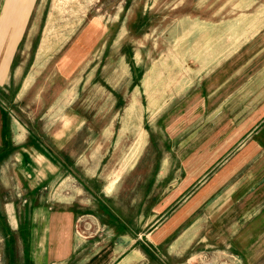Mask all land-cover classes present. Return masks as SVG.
Segmentation results:
<instances>
[{"label":"crops","instance_id":"crops-1","mask_svg":"<svg viewBox=\"0 0 264 264\" xmlns=\"http://www.w3.org/2000/svg\"><path fill=\"white\" fill-rule=\"evenodd\" d=\"M201 2L210 7L209 0ZM253 3L234 0L229 6L237 11L228 18L221 10L183 17L192 26L174 51L185 55V72L168 97L143 101L156 80L142 71L137 90L107 96L99 108L91 98L87 115L77 106V81L98 34L80 32L68 47L50 51L47 38L38 40L30 28L35 7L46 8L47 0H0L5 264H175L161 258L162 250L177 256L193 243L211 248L205 222L219 216L225 229L217 231L226 236L213 247L235 264L263 242L264 130L257 127L264 118L257 111L243 118L241 97L224 92L231 81L227 56L264 24L256 11H245ZM227 34L237 48H227ZM189 49L197 50L195 68ZM244 79L250 86L253 77ZM237 98L240 106L226 110ZM248 98L257 104L256 96ZM108 153L111 162L104 165ZM131 176L138 201L126 211L117 199ZM128 217L135 218L130 223Z\"/></svg>","mask_w":264,"mask_h":264},{"label":"rangeland","instance_id":"rangeland-1","mask_svg":"<svg viewBox=\"0 0 264 264\" xmlns=\"http://www.w3.org/2000/svg\"><path fill=\"white\" fill-rule=\"evenodd\" d=\"M201 1L47 0L46 8L35 7L33 25L31 24L30 28L33 29V35L35 38L38 37V40L41 37L47 38V46L50 51L54 52H56L55 48L63 50L68 47L70 38L80 32L91 29V32L98 34L96 50L78 76L80 82L77 81V106L88 115L90 114L91 98H96L98 102L96 106L99 108L107 96L131 94L133 90H137L133 85L140 78L142 71L151 74L148 79L156 80V84L152 83L151 87L144 89L143 101L147 102L145 97L150 98L148 96L162 95L164 99L168 97L174 89L175 81L180 80L185 72V55H175L174 51L178 43L179 46L181 45L183 37L192 26L183 17L208 16L207 13L212 15L217 10H221L223 11L222 15L228 18L237 11L229 6L234 0H209L210 7L203 6ZM253 1L254 6L245 11H256L259 17H264V0ZM220 3L226 4L227 7L218 8L217 5ZM258 26L260 27L258 34L253 39L243 40L242 43L247 42L241 44V50L234 55L227 56L224 62L227 78L231 80L227 82L224 92L226 96L234 94L241 97L243 118L254 111H257L259 117L264 118V24H258ZM228 36L227 34V48H237L239 44L237 46V43L233 39H228ZM187 51H190V55H186L189 57L188 64L195 68L198 63L195 60L199 59L197 50L189 49ZM184 53H186V49H184ZM56 55L54 54V58L48 64H53ZM183 70L184 72H182ZM239 71L241 85L237 83V72ZM235 72L236 78L234 79ZM48 74L51 75L49 70L44 78ZM249 75L253 77L250 86L244 79ZM39 78L41 79V76ZM234 81H236V86H229L233 85ZM249 95L257 97V104L246 102L245 99L249 101ZM238 101L237 98L235 104L226 105V110L233 106H240ZM249 108L252 109L249 110ZM257 129V132L264 130V119L259 121ZM263 134L264 132H261V135ZM130 140L132 142V138ZM89 154L86 153L87 156ZM117 154L119 153H115V155ZM111 155L112 153L106 155L104 165L111 162H107L111 159ZM100 157L97 155L95 163L100 160ZM133 175H137V173ZM121 186L125 190H123L121 198L117 199L118 205L126 211L135 210L138 192L130 190L133 187L132 176ZM95 206L93 204V207ZM236 210V214H238L240 208ZM262 215L264 219V210ZM223 217L219 216V218L205 222L206 230H210L205 233V238L207 242H210L211 248L202 249L201 244L193 243L189 249L177 256H169L163 249L161 258L167 262L172 260L175 264H235L231 255L223 254L222 249L213 247L220 245V241L226 236V232L217 231L218 228L225 229V227H221V224L225 222ZM128 218L131 223L135 217ZM227 218H230L231 221L232 216H227ZM257 244L258 247L243 253L241 264H264V239L263 242L258 241ZM201 250H204V253ZM245 250L243 248V251ZM4 253V237L0 228V264H5ZM256 260L257 262H255Z\"/></svg>","mask_w":264,"mask_h":264},{"label":"bare ground","instance_id":"bare-ground-1","mask_svg":"<svg viewBox=\"0 0 264 264\" xmlns=\"http://www.w3.org/2000/svg\"><path fill=\"white\" fill-rule=\"evenodd\" d=\"M111 182H113V180H111ZM109 185V184H108ZM110 189H111V187H110Z\"/></svg>","mask_w":264,"mask_h":264}]
</instances>
